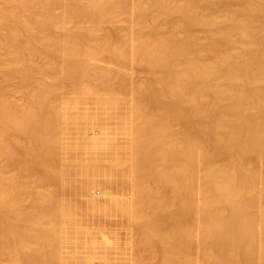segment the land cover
<instances>
[{"label":"bare ground","instance_id":"bare-ground-1","mask_svg":"<svg viewBox=\"0 0 264 264\" xmlns=\"http://www.w3.org/2000/svg\"><path fill=\"white\" fill-rule=\"evenodd\" d=\"M0 26V81L29 93L0 96L3 264H264V0H0ZM40 54L34 71L24 59ZM135 67L151 83L131 84ZM33 149L56 156L47 176L104 197L90 211L128 229V251L23 178Z\"/></svg>","mask_w":264,"mask_h":264},{"label":"rangeland","instance_id":"rangeland-1","mask_svg":"<svg viewBox=\"0 0 264 264\" xmlns=\"http://www.w3.org/2000/svg\"><path fill=\"white\" fill-rule=\"evenodd\" d=\"M139 1V0H138ZM145 0H141V3H143ZM140 3V2H139ZM55 11H57V9L55 10ZM150 13H151V15L154 17V22L155 23H157V25L158 24H160L161 22H163V21H166V20H168L167 19V17H165V16H160V15H158V10L156 9V8H151L150 9ZM174 19H170L171 21L173 20H175V21H177L178 20V17H176V16H174L173 17ZM118 19H119V23H120V25L121 24H123L124 25V22L122 21L123 19H124V14L123 13H120V15H118ZM172 21V22H173ZM173 22V23H175L173 26H175V27H177V23H178V21H177V23L176 22ZM123 22V23H122ZM75 23V22H74ZM76 24V23H75ZM74 24V25H75ZM154 24V23H153ZM152 24V25H153ZM72 27H73V25H71ZM79 26V25H78ZM75 27V26H74ZM73 27V28H74ZM77 27V26H76ZM152 27H154L153 29H156L155 27H157L156 26V24H154V26H152ZM0 28H1V32H3V33H6L5 32V29H3L2 30V28L3 27H1L0 26ZM136 29H137V27H136ZM145 29V28H144ZM143 28H141L140 30H141V32H143V30H144ZM147 29V28H146ZM145 29V30H146ZM139 30V31H140ZM149 31H151V30H148V32ZM155 32H157V30L155 31ZM144 33V32H143ZM146 34H147V31L145 32ZM2 34V33H1ZM0 34V35H1ZM151 34V33H150ZM200 35L202 34V33H199ZM199 37H201V36H199ZM200 39H202V38H200ZM200 39H199V41H200ZM8 41H10V42H7L8 43V45L11 43V46L9 45V48L10 49H15L16 48V42H14V41H12V40H8ZM203 39H202V42L201 43H203ZM200 43V42H199ZM200 43V44H201ZM206 54V53H205ZM204 54V55H205ZM42 54H40V55H33L32 57H30V58H28V61H27V58H25L24 59V61H26L28 64H29V66H32V68H33V70L35 71L36 69H37V67H40V66H43V65H45L47 62H48V60H46V59H48V57L47 56H45L44 58H42L45 54H43V56H41ZM30 59V60H29ZM35 68V69H34ZM136 68H138V67H135L134 69H133V71H132V74L128 77V80H131L130 81V83L132 84V83H140V81L142 82L141 84L143 85H147V83L148 82H150V80H149V78L145 75V74H143L144 73V71H143V73L141 72V70H140V68H139V70L140 71H138V70H136ZM138 71V72H137ZM134 73V74H133ZM136 73V74H135ZM35 74H36V72H35ZM38 75H36V77H34V79H35V82L38 80L37 78H39L40 77V74L39 73H37ZM34 75V74H33ZM10 76V75H9ZM8 76V77H9ZM42 76V75H41ZM56 77V78H55ZM55 77H43L42 76V78L40 77V81H41V79H42V82H43V79H44V81H46V82H53L54 83V90H55V96L57 97V98H62V97H64V96H66V94L68 95V92H69V87H70V84H68L69 83V81L66 79V80H64L63 79V82H62V80L61 79H58L57 78V76L55 75ZM51 78H55L54 80L53 79H51ZM135 78V79H134ZM146 78V79H145ZM145 79V80H144ZM0 80H2L1 78H0ZM4 81H0V96H4L6 99H7V101L9 102H15L16 100H21V101H16L17 102V104H16V102L14 103V104H16V105H18V103L19 104H21V103H23L22 101H23V99H24V96H23V93H25V92H22V87L20 86L21 84H20V80L16 77V76H14V77H12V76H10L9 78H7V79H3ZM142 80H144V81H142ZM39 81V82H40ZM67 81V82H66ZM136 81V82H135ZM38 82V81H37ZM66 82V83H65ZM145 82H147V83H145ZM130 83H128V86L130 87L131 85H129ZM138 83V84H139ZM151 83V82H150ZM68 84V85H67ZM219 84H225V82L224 81H221V82H219ZM137 85V84H136ZM151 85V84H150ZM134 86V85H133ZM149 86V85H148ZM56 87V88H55ZM136 88V90L134 89V91L136 92L137 91V86H135ZM133 88L134 87H130V89L128 88V94L127 95H125V97H126V99H131L132 97H133V99L135 98V97H137V96H134V95H137V92H136V94H134V91H133ZM150 88H153L152 86H150ZM149 88V89H150ZM23 89H24V87H23ZM25 90H28L29 92H30V90L29 89H25ZM53 90V91H54ZM130 90V91H129ZM24 91V90H23ZM132 91H133V96H132ZM126 93H127V91H126ZM125 93V94H126ZM29 94V93H28ZM28 94L26 95V96H28ZM25 96V97H26ZM129 96V97H128ZM125 99V100H126ZM161 103L160 104H157V103H150L149 102V104L147 103V100H145V102L152 108V107H154L155 109H158V107L159 108H161L162 109V107L163 106H165L164 108L165 109H167L166 111H170V110H168V108L170 107L169 106V103H168V101H166V102H164L163 101V99H158ZM25 101V100H24ZM157 101V100H156ZM158 102V101H157ZM159 103V102H158ZM168 104V108H166L167 107V104ZM158 105V107H156ZM164 109V110H165ZM159 110V109H158ZM163 110V111H164ZM159 111H161V110H159ZM171 114H173V113H171ZM170 113H169V118L172 116ZM174 115V114H173ZM176 116H178L177 114L174 116L175 118H178V117H180V116H178V117H176ZM174 117L172 116V118L171 119H174ZM181 118V117H180ZM181 120H182V118H181ZM181 120L179 119L178 120V122H177V120H173L174 121V123L176 124V125H174V123H173V130H175V132H177V130L179 131V130H182L183 132H184V130L185 129H187V128H189V127H187L186 125H187V123H186V125H185V122L184 123H182L181 122ZM172 121V122H173ZM176 121V122H175ZM183 121V120H182ZM191 128V127H190ZM189 132H190V134H192V130L191 129H187ZM187 130H185V131H187ZM191 130V131H190ZM195 131L193 130V135L196 137H198V136H200V135H197L196 133H194ZM196 134V135H195ZM192 135V136H193ZM193 136V137H194ZM199 138H201V137H199ZM196 139V138H195ZM17 151L18 150H16L15 151V153H17ZM29 153V152H28ZM17 155V154H16ZM69 157H72V158H75L77 161H84L85 160V157L84 156H80V155H75V154H69ZM45 158H47L48 160H52V161H54V159H56V156H54V155H47L46 157L45 156H43V155H41V153L37 150H35V149H33V150H31L30 151V153L29 154H25L24 155V153H21L20 151L18 152V155H17V159L19 160V161H23V162H25L26 163V170H24V171H22L21 172V175L23 176V178L25 179V180H33V179H35V178H37V177H42L43 179H44V186H46L47 188H54V189H56L57 191H58V193L61 195V196H63L64 198H66L67 200H70L72 203H73V205H74V207H75V210H76V212L77 213H79V214H81L83 217H85V218H87V219H89L91 222H93V223H96V225H99L100 224V226H102L103 228L105 227V236H106V238H115V240H116V242L120 245V247H122L123 245H125V246H127V251L130 249V244H131V242H132V239H133V235L132 234H129L128 233V229L126 230V227H124L123 225H120V224H118V222L116 221H113V219H108V218H105L104 216H102V215H100V214H96V213H92L91 211H90V206H89V201H99V202H102L103 201V198L104 197H100L101 195H97V194H95V193H93V192H89V191H84V192H79V191H76V189L78 188V183L77 182H75L74 183V185H73V187H65V186H63L58 180H56L55 178H52L51 176L49 177V176H47L46 174L47 173H45V170H44V168H43V166H42V161L43 160H45ZM46 184V185H45ZM99 188H101V185L100 186H98ZM55 190V191H56ZM26 192H28V191H26ZM28 195H30V194H28ZM118 240L120 241V242H118ZM68 246L69 244H66V243H63V246H64V248H63V252H64V250H65V248L66 249H68L67 247H65V246ZM128 245H129V247H128ZM70 246V245H69ZM68 246V247H69ZM123 247V248H126V247ZM134 247H136V246H133L132 247V252H134L133 254H137L139 251H138V249L136 250V248H134ZM134 249L136 250V251H134ZM192 250L191 251H193L194 249L193 248H191ZM68 250H70V248L68 249ZM68 250H66V252L68 251ZM126 250V249H125ZM65 252V253H66ZM135 252H137V253H135ZM65 253H62V255L63 254H65ZM68 253V252H67ZM194 253V252H193ZM67 255V254H66ZM66 255H64V256H66ZM63 256V257H64ZM67 256H69V253H68V255ZM70 257V256H69ZM68 257V258H69ZM67 258V257H66ZM65 257H64V259L65 260H67ZM70 260H71V258H69V260L67 261V262H70ZM0 264H3L2 263V261H0Z\"/></svg>","mask_w":264,"mask_h":264}]
</instances>
